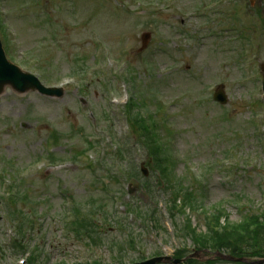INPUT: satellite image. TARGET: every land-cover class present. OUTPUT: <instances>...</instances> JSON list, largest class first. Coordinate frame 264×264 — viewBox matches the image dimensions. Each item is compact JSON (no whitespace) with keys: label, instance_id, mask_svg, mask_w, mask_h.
<instances>
[{"label":"rangeland","instance_id":"374dc122","mask_svg":"<svg viewBox=\"0 0 264 264\" xmlns=\"http://www.w3.org/2000/svg\"><path fill=\"white\" fill-rule=\"evenodd\" d=\"M137 1L0 0L1 24L14 58L8 60L19 67L26 61L27 71L45 86L67 83L61 98L19 95L8 87L0 95V172L20 185L26 206L39 204L28 242L43 253L41 264H112L118 253L129 264L154 253L172 255L183 246L194 251L187 235L178 239L183 219L169 215L170 192L157 187L147 165L148 184L154 187L150 192L142 177L138 182L109 180L115 176L109 141L116 139L122 118L116 105L128 92L121 81L114 91L101 85L102 72L111 69L114 59L118 71L121 62L133 70L135 90L145 91L150 110L162 107L158 124L170 130L166 139L177 162L174 175L185 176L184 186L196 200V210L182 209L186 222L200 233L215 212L237 223L245 213L264 209V107L257 102L264 65V0H222L212 12L222 15L210 17V24L209 15L196 7L212 0H158L154 10L147 6L151 0ZM144 32L151 38L139 52ZM187 32L196 38L188 39ZM104 49L107 59L94 67ZM83 64L88 84L81 89L68 75ZM218 86L229 99L224 107L212 100ZM157 131L164 133L161 127ZM87 141L92 150L84 154ZM125 153L130 165L146 162L142 150L130 147ZM49 155L56 158L53 163ZM129 183L135 191L121 194L114 207L111 200L102 201L105 213L99 210V217H108L101 227L103 244L68 231L62 221L67 198L82 208L91 196H117L123 190L119 186L126 191ZM93 205L97 210L98 203ZM127 205L140 221L126 216ZM10 212L0 203V244L11 237Z\"/></svg>","mask_w":264,"mask_h":264},{"label":"trees","instance_id":"16d2710c","mask_svg":"<svg viewBox=\"0 0 264 264\" xmlns=\"http://www.w3.org/2000/svg\"><path fill=\"white\" fill-rule=\"evenodd\" d=\"M136 106L137 105L131 101L125 111L129 120L132 121V129L135 132L138 131L137 134L142 138V141L146 144V146L149 148L153 146L156 156H160L159 158H156V164H159L160 162L161 165L167 164L168 160L166 158H161L162 156H165L163 155V147L156 142L157 132L154 130L155 123L152 116L148 115L147 118H144L138 111L134 112L136 111ZM161 170L163 172L166 171L164 167H162ZM176 193H179L176 197L181 198L182 205L184 207L196 210V200H194L190 192L188 194L187 192L178 190ZM23 199H27L26 195L18 191L16 198L12 196V198L10 197V200H8V203L3 199L2 202H6V207L9 208L8 205H16L19 203V200ZM74 212H76L72 223L74 227L76 226L74 232L80 234L79 229H82L84 235L91 237V234L95 231L94 229L97 228V225L89 219L85 220L86 217L77 214V208H74ZM18 213L21 214V221L16 227V230L18 232L17 234L20 235L21 227L25 221V217L23 215L25 213L20 210H18ZM222 218L225 219L224 225H221L220 223ZM210 223L211 224L207 227V233L199 235L198 237L196 236L195 238V242L200 243L201 248H210V250L218 251L225 250L226 253H229L234 257H264V211L257 214H249V216H245V219L241 220V222L237 224L229 223L224 213L222 211H218L213 213ZM15 246L18 248L21 247L18 243H15ZM182 256L183 255L181 253L177 254L178 258ZM216 263L218 264L221 262L219 260L206 262V264ZM29 264L39 263L36 259L31 258L29 260ZM189 264H192V261H189Z\"/></svg>","mask_w":264,"mask_h":264},{"label":"water","instance_id":"95a60500","mask_svg":"<svg viewBox=\"0 0 264 264\" xmlns=\"http://www.w3.org/2000/svg\"><path fill=\"white\" fill-rule=\"evenodd\" d=\"M6 85H9L18 93H23L28 90H32L37 91L38 93L45 96L57 98H60L62 96V90L45 89L37 82V80L33 76L29 74H24L20 72L17 68L12 67L9 63L5 61L0 48V93ZM214 100L220 102L221 104H225L227 102V98L222 90H218L214 94ZM161 261H163V259H155L143 264H155Z\"/></svg>","mask_w":264,"mask_h":264}]
</instances>
